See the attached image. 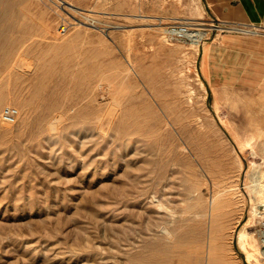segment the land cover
<instances>
[{
    "label": "rangeland",
    "instance_id": "obj_1",
    "mask_svg": "<svg viewBox=\"0 0 264 264\" xmlns=\"http://www.w3.org/2000/svg\"><path fill=\"white\" fill-rule=\"evenodd\" d=\"M185 20L198 43L167 37ZM214 24L202 0H0V264H264V83L214 95Z\"/></svg>",
    "mask_w": 264,
    "mask_h": 264
},
{
    "label": "crops",
    "instance_id": "obj_2",
    "mask_svg": "<svg viewBox=\"0 0 264 264\" xmlns=\"http://www.w3.org/2000/svg\"><path fill=\"white\" fill-rule=\"evenodd\" d=\"M215 22L264 26V0H202ZM199 70L214 95L253 90L264 83V33L223 30L202 43Z\"/></svg>",
    "mask_w": 264,
    "mask_h": 264
},
{
    "label": "built area",
    "instance_id": "obj_3",
    "mask_svg": "<svg viewBox=\"0 0 264 264\" xmlns=\"http://www.w3.org/2000/svg\"><path fill=\"white\" fill-rule=\"evenodd\" d=\"M219 29L223 30H238L245 32H254V33H264V26L253 24V23H245V22H217L214 24ZM68 25L65 22H62L60 25L61 31L65 32L67 30ZM166 35L169 39H185L188 38L190 33L196 32V30H200L195 22L191 20L185 21H172L169 22L165 28ZM19 113V109L15 105H6L2 109V117L5 121H14Z\"/></svg>",
    "mask_w": 264,
    "mask_h": 264
},
{
    "label": "bare ground",
    "instance_id": "obj_4",
    "mask_svg": "<svg viewBox=\"0 0 264 264\" xmlns=\"http://www.w3.org/2000/svg\"><path fill=\"white\" fill-rule=\"evenodd\" d=\"M70 3V2H69ZM203 36H204V32H201L200 30H196V32H192V33H190V35H189V37H188V39H192L191 41L192 42H195V43H198L199 41H201L202 40V38H203ZM260 135H264V129H262L259 133H258V136H260ZM255 137H256V135H252V136H249V137H247L244 141H243V144L242 145H245V146H249V147H251V149L253 150V151H255V143H256V141H255ZM258 141H260V140H258ZM257 141V142H258ZM264 143V142H263ZM264 145V144H263ZM262 151V150H261ZM258 154V153H257ZM264 155V154H263ZM258 159V158H257ZM261 159H263V158H261ZM252 160V159H251ZM253 162L254 163H257V160H255V159H253ZM257 190V189H256ZM220 192V191H219ZM260 192V191H259ZM264 192V191H263ZM217 194H219V193H217ZM260 194H263L262 192L260 193ZM219 197H220V199L221 198H223V199H225V196H223V195H221V196H218V195H216L214 198H211V199H213L212 200V209L213 208H215V207H217L218 206V204H219V202H220V199H219ZM227 197V196H226ZM211 201V200H210ZM210 203V202H209ZM263 204H264V202H263ZM210 205H211V203H210ZM209 211H211V210H209ZM207 213V212H206ZM208 213H210V212H208ZM248 226V225H247ZM253 229V228H252ZM254 231V230H253ZM249 236H250V239H249ZM238 237H239V242H240V244H241V246L243 247V249H244V251H245V253H246V255H247V257H249V258H251L254 254H255V252H254V250H252L251 249V247L250 246H252V247H254V242H252V240H255L254 239V237H253V232L250 230L249 231V229L247 230L246 228L244 229V230H241V231H239V233H238ZM250 245V246H249Z\"/></svg>",
    "mask_w": 264,
    "mask_h": 264
}]
</instances>
